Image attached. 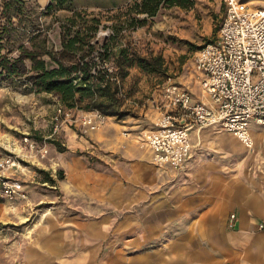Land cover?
Returning a JSON list of instances; mask_svg holds the SVG:
<instances>
[{"label": "crops", "instance_id": "1", "mask_svg": "<svg viewBox=\"0 0 264 264\" xmlns=\"http://www.w3.org/2000/svg\"><path fill=\"white\" fill-rule=\"evenodd\" d=\"M202 91L194 98L210 104ZM148 116H110L87 131L68 122L94 134L98 160L75 153L92 146L87 136L71 138L72 150L56 157L61 199L51 193L50 215L35 216L32 236L19 241L21 264H264V151L256 153L264 128L250 125L254 148L219 125L193 129V153L176 169L136 142ZM23 203L0 201V222L19 220L14 210Z\"/></svg>", "mask_w": 264, "mask_h": 264}, {"label": "rangeland", "instance_id": "2", "mask_svg": "<svg viewBox=\"0 0 264 264\" xmlns=\"http://www.w3.org/2000/svg\"><path fill=\"white\" fill-rule=\"evenodd\" d=\"M35 1L40 11H44L48 5L42 4L40 0ZM131 1L75 0V5L79 9L86 7L90 11L100 13L104 23L98 38H102L112 32L109 26L114 21L108 19V16H113L119 8H123ZM245 1L252 7H264V0ZM226 9L225 0H195L192 8H163L157 16L149 19L146 25L126 31V36L122 39L124 44H129L141 54L161 55L165 68L164 72H148L136 65L131 67L129 75L123 80L126 90L131 91V98L142 103L146 98L160 92L170 80L188 89L194 97L202 98L203 89L195 66V56L205 44L217 38ZM65 13L71 14L69 10ZM44 20L49 22L51 18ZM51 38L54 48L58 49L60 44L57 29L54 30ZM16 46L19 44H14L12 49ZM6 52L3 50L1 54ZM16 52L14 51L10 56L17 55ZM59 106L61 102L56 96L34 92L27 74L0 76V153H12L20 159L21 165L11 170L9 174L13 181L20 183L22 191L26 193V197L18 196L14 200H3L17 201L21 198L24 203L14 210L19 220L12 223L0 222V264H21L22 245L19 241L23 243L25 237L32 236L35 216L39 219L46 212L50 215L53 205L50 194H57L61 199L62 192L55 187L60 180L58 172L62 170L56 164V157L61 152L67 153L72 150L69 145L71 138L81 140L82 137L87 136L68 123L69 121L55 130L54 116ZM127 107L129 112L123 119L149 115L147 118L149 123H145L141 129L151 128L158 115L153 108L146 114L140 109L135 110L131 105ZM112 117L119 121L123 120L117 115ZM259 126L251 124V128L263 130L264 126ZM67 129L71 130V135L67 133ZM141 129L139 132L142 131ZM26 135L37 143V149L48 148L49 153L45 158H41L37 150L32 152L23 148V138ZM93 135L87 136L92 146L82 147V150L79 149L75 153L84 154L91 158L92 162H97L100 150ZM259 140L257 154L264 151V137ZM50 176L56 179L55 183L44 182V179ZM35 190L42 194L38 201L30 197Z\"/></svg>", "mask_w": 264, "mask_h": 264}, {"label": "trees", "instance_id": "3", "mask_svg": "<svg viewBox=\"0 0 264 264\" xmlns=\"http://www.w3.org/2000/svg\"><path fill=\"white\" fill-rule=\"evenodd\" d=\"M194 4L195 0H132L108 16L114 21L112 32L98 38L104 18L86 7L77 8L75 0H49L44 11L35 0H0V76L27 74L34 92L56 96L74 114L99 111L123 119L132 96L123 85L130 68L165 71L161 55L141 54L122 42L126 31L146 25L163 8L189 9ZM55 29L58 49L51 38ZM14 44L19 46L12 49ZM3 50L7 52L1 54ZM14 51L17 55L10 56ZM58 174L64 178L63 171ZM47 181L56 179L50 176Z\"/></svg>", "mask_w": 264, "mask_h": 264}, {"label": "built area", "instance_id": "4", "mask_svg": "<svg viewBox=\"0 0 264 264\" xmlns=\"http://www.w3.org/2000/svg\"><path fill=\"white\" fill-rule=\"evenodd\" d=\"M225 2L226 14L217 38L195 56L201 86L211 96L210 104L196 100L188 89L171 80L142 103L127 98L135 110L147 114L153 108L158 112L151 128L137 132L135 140L153 148L159 166L170 163L176 169L185 167L194 150L190 138L193 129L219 125L247 147L254 148L250 125L264 126V7H252L245 0ZM79 113L59 106L54 116L55 130L70 120L81 123L86 131L101 128L110 117L92 111L78 118ZM23 148L37 150L41 158L49 153L46 147L37 149V143L29 135L23 138ZM20 165L18 156L0 153V200L26 197L20 183L9 174ZM236 218L232 212L231 227L235 226ZM260 228H264V222Z\"/></svg>", "mask_w": 264, "mask_h": 264}]
</instances>
